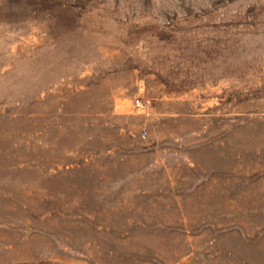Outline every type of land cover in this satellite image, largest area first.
<instances>
[{
  "label": "rangeland",
  "instance_id": "rangeland-1",
  "mask_svg": "<svg viewBox=\"0 0 264 264\" xmlns=\"http://www.w3.org/2000/svg\"><path fill=\"white\" fill-rule=\"evenodd\" d=\"M0 264H264V0H0Z\"/></svg>",
  "mask_w": 264,
  "mask_h": 264
}]
</instances>
